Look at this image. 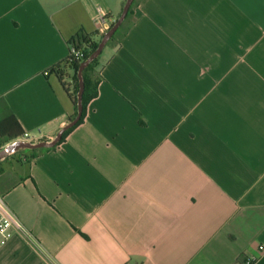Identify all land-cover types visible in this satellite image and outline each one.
I'll use <instances>...</instances> for the list:
<instances>
[{"label":"crops","instance_id":"1","mask_svg":"<svg viewBox=\"0 0 264 264\" xmlns=\"http://www.w3.org/2000/svg\"><path fill=\"white\" fill-rule=\"evenodd\" d=\"M125 2L0 0V98L23 140L68 123L47 71ZM130 21L84 120L0 159L22 223L0 264H264V0H137Z\"/></svg>","mask_w":264,"mask_h":264},{"label":"trees","instance_id":"2","mask_svg":"<svg viewBox=\"0 0 264 264\" xmlns=\"http://www.w3.org/2000/svg\"><path fill=\"white\" fill-rule=\"evenodd\" d=\"M136 3H137V0H134L123 23L120 25V27L117 29V31L114 33V35L111 37V39L108 41L106 45H111V44L116 45L126 35V33L128 32V30L130 29L132 25L130 18L133 13V7L135 6ZM100 40L101 38H99L98 40H94L92 36L87 35L84 32H80L72 40V43H75L78 47H81L84 49L85 56L83 57V60H86L91 55V53L98 47ZM99 57L100 55L94 60H92L83 69V72H82L84 85H85V88L82 94L83 106H84L83 115L77 124L68 128L63 133L62 140L58 142L56 145L61 143L65 139L67 134L84 120L90 101L94 99L96 96H98V93H99L98 87L102 79L101 72L98 68L99 67ZM83 60H77L72 57H69V58L64 59L60 63H57L55 66L51 67L48 70L49 73L56 74L60 78V80L63 82V85L73 102L74 111L72 115H70L69 119L73 118L77 111L78 92L80 90L78 70H79V65L81 64ZM68 79H70L71 82L68 81ZM0 110H1L0 112L2 115L0 117V148H1L3 145H5L6 143L10 141L16 140L18 138H22L25 132L23 128L21 127L20 123L18 122L17 118L15 117V115L12 113L10 107L8 106L4 98H0ZM50 148H53V147H50ZM24 149L28 150L27 148H24ZM38 149L44 150V149H49V148L42 147V148H37L33 150L35 151Z\"/></svg>","mask_w":264,"mask_h":264},{"label":"water","instance_id":"3","mask_svg":"<svg viewBox=\"0 0 264 264\" xmlns=\"http://www.w3.org/2000/svg\"><path fill=\"white\" fill-rule=\"evenodd\" d=\"M134 0H126L125 5L123 7L121 15L116 19L110 28L102 35L101 40L98 44V47L91 53V55L81 62L79 65L78 70V78H79V84H80V90L78 92V102H77V111L73 118L69 119L68 123H66L56 134L53 140L46 141L42 140L39 142H31L26 141L23 139H16L15 141L8 143L0 150V159L3 158L7 154H11L16 152L19 149L24 148H42V147H54L58 142L62 140L63 133L70 127L74 126L78 123V121L81 119L83 115V99L82 94L85 88L84 80L82 76L83 69L95 58H97L105 48L108 41L111 39V37L114 35V33L117 31V29L120 27V25L123 23L126 15L128 14L130 7L132 6Z\"/></svg>","mask_w":264,"mask_h":264},{"label":"built area","instance_id":"4","mask_svg":"<svg viewBox=\"0 0 264 264\" xmlns=\"http://www.w3.org/2000/svg\"><path fill=\"white\" fill-rule=\"evenodd\" d=\"M110 26L111 22L109 20L108 13L104 10H100L97 18V32L103 35L110 28ZM84 56L85 52L83 48L78 47L75 43H70L69 54L66 58L72 57L77 60H83ZM27 136L28 134L24 133L23 137L18 139H24ZM16 228L21 229L22 223L17 215L7 205L4 196L0 194V251L13 237L14 229ZM258 248L259 251L264 250L263 245H260ZM255 260L256 257H246L240 264H254Z\"/></svg>","mask_w":264,"mask_h":264},{"label":"rangeland","instance_id":"5","mask_svg":"<svg viewBox=\"0 0 264 264\" xmlns=\"http://www.w3.org/2000/svg\"><path fill=\"white\" fill-rule=\"evenodd\" d=\"M13 141H15V140H13ZM13 141H10V142H8V143H11V142H13ZM8 143H6V144H8ZM6 144H5V145H6ZM5 145H3V147H5ZM3 147H2V148H3ZM2 148H1V149H2ZM1 149H0V150H1ZM27 149H28V148H27ZM25 151H29V150L19 149V150H17L16 154H14V156H16V155H20V153H22V152L25 153Z\"/></svg>","mask_w":264,"mask_h":264}]
</instances>
